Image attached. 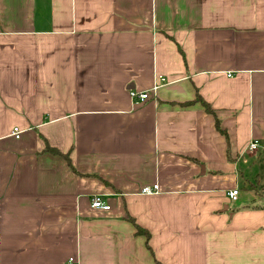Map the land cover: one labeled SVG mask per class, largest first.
Here are the masks:
<instances>
[{"label":"crops","instance_id":"crops-1","mask_svg":"<svg viewBox=\"0 0 264 264\" xmlns=\"http://www.w3.org/2000/svg\"><path fill=\"white\" fill-rule=\"evenodd\" d=\"M70 257L264 264V0H0V264Z\"/></svg>","mask_w":264,"mask_h":264},{"label":"built area","instance_id":"built-area-1","mask_svg":"<svg viewBox=\"0 0 264 264\" xmlns=\"http://www.w3.org/2000/svg\"><path fill=\"white\" fill-rule=\"evenodd\" d=\"M160 80L162 82H165L166 78L165 77H160ZM160 86H161L160 84L156 83L150 90H147V91H144V92H136L134 90H131L130 94H131V97L133 98V100L136 103L143 102V101L149 99L151 97L152 93H154ZM13 135L16 138H20L21 131L19 130V128L16 127L14 129ZM259 146H260V142L258 140H254V141H252L250 143L248 149L250 151H256L259 148ZM158 190H159L158 185L146 186V187H144L142 189V193H144V194H153V193H157ZM228 196H229V198L232 201H237L238 197H239V189L235 188V189L229 190ZM92 206L95 207V208H101V209H104V210H108V209L111 208V206L108 203H106L102 199V197H100V196H97V197H95L93 199ZM75 263H76V258L75 257H70L66 264H75Z\"/></svg>","mask_w":264,"mask_h":264},{"label":"trees","instance_id":"trees-1","mask_svg":"<svg viewBox=\"0 0 264 264\" xmlns=\"http://www.w3.org/2000/svg\"><path fill=\"white\" fill-rule=\"evenodd\" d=\"M204 104H205V107L207 108V110H210V107L207 105V103L204 102ZM211 110H212V109H211ZM217 127L220 128V124H219L218 121H217ZM65 157H67V155H66ZM137 228H138V233H139V234H143V235H145L147 238L150 237V233H149L148 231H146L145 229H143V228H141V227H137Z\"/></svg>","mask_w":264,"mask_h":264},{"label":"water","instance_id":"water-1","mask_svg":"<svg viewBox=\"0 0 264 264\" xmlns=\"http://www.w3.org/2000/svg\"><path fill=\"white\" fill-rule=\"evenodd\" d=\"M129 88H131V87H129Z\"/></svg>","mask_w":264,"mask_h":264}]
</instances>
